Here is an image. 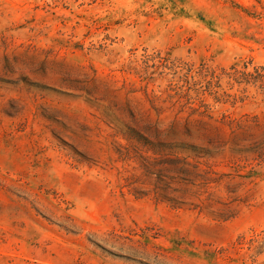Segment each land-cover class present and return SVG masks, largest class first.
<instances>
[{
  "label": "rangeland",
  "instance_id": "rangeland-1",
  "mask_svg": "<svg viewBox=\"0 0 264 264\" xmlns=\"http://www.w3.org/2000/svg\"><path fill=\"white\" fill-rule=\"evenodd\" d=\"M248 60L264 0H0V264H264ZM202 65L238 99L187 119Z\"/></svg>",
  "mask_w": 264,
  "mask_h": 264
},
{
  "label": "trees",
  "instance_id": "trees-1",
  "mask_svg": "<svg viewBox=\"0 0 264 264\" xmlns=\"http://www.w3.org/2000/svg\"><path fill=\"white\" fill-rule=\"evenodd\" d=\"M161 52L159 51L157 55L159 56ZM156 68H159V65H155ZM179 66L176 63H172L170 69L174 71V75H178ZM231 71L224 70V76L230 79L237 84H252L261 90V93L264 96V66L254 65L252 60L243 61L242 65L240 63H234L231 67ZM194 68H188V72L185 76H178L177 82L172 84L171 91L176 100V105L180 107V112L187 113V119L196 118L202 120V118L212 117L210 110L211 104L206 102L205 97L208 93L209 95H214V99L217 103H226L228 100H224L222 97H232L233 104L237 102V97L232 96V94L224 91L223 96H221L217 91H214L215 87H219L220 79L223 77L216 75L215 70H211L208 67L202 65L201 71H196L197 74H202L203 71L206 72L205 80L206 83L203 84L202 80H196L194 73ZM182 83V84H181ZM214 91V92H213ZM264 100V98H263ZM257 122H260L258 116L255 117ZM256 159L259 162L264 161V140L256 144Z\"/></svg>",
  "mask_w": 264,
  "mask_h": 264
}]
</instances>
